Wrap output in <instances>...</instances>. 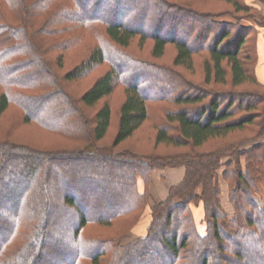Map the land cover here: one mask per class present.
<instances>
[{
  "label": "trees",
  "instance_id": "trees-1",
  "mask_svg": "<svg viewBox=\"0 0 264 264\" xmlns=\"http://www.w3.org/2000/svg\"><path fill=\"white\" fill-rule=\"evenodd\" d=\"M102 1L0 0V40L10 41L0 43V125L16 107L24 125L71 146L0 140V264H264V205L256 198L264 143L243 150L246 139L225 141L251 130L264 137V85L256 73V25L264 28V17L246 0H214L232 6L220 13L187 2L128 0L159 6L157 18L135 10L131 20L127 2L121 9L118 0L116 14L107 16L99 14ZM137 39L141 49L152 43L154 59L174 47V68L135 58L128 50ZM83 45L80 63L60 74L65 57ZM202 55L200 84L175 70L194 72ZM102 67L107 71L81 94L70 88ZM248 84L256 92L240 91ZM144 127L156 147L175 150L123 145ZM216 140L224 141L208 146ZM181 167L183 181L152 204V173ZM223 168L233 219L221 201ZM115 180L122 193L113 190ZM48 198L63 204V220L57 210L47 216ZM148 210L145 233L124 246ZM56 234H69L70 243L54 244ZM249 240L260 242L259 259L247 255Z\"/></svg>",
  "mask_w": 264,
  "mask_h": 264
},
{
  "label": "rangeland",
  "instance_id": "rangeland-1",
  "mask_svg": "<svg viewBox=\"0 0 264 264\" xmlns=\"http://www.w3.org/2000/svg\"><path fill=\"white\" fill-rule=\"evenodd\" d=\"M99 1V0H98ZM121 4L118 3V0H103L98 6H99V14L100 15H115L116 14V10L119 9L121 7H125L124 3L126 4L127 2V6L133 10V14H130V18L129 19H134L137 17V13H135V10H140L141 11V15L140 17L145 18L148 17L149 20H153L154 18H157L158 16V10H159V6L157 4H149V7L145 8L142 6H137L136 4L131 5V3L129 4L128 0H120ZM131 1V0H130ZM169 1H178L179 4L184 7L183 5H185V2L192 3V6L195 7L202 5L201 9L206 11L208 9H214L215 12L220 13V12H224L228 9H231L232 6L223 2V1H214V0H169ZM97 2V1H96ZM95 2V3H96ZM186 3V4H187ZM118 4H119V8H118ZM96 6V5H95ZM94 6V7H95ZM199 7V8H200ZM89 8V7H88ZM192 8V7H190ZM169 14H171L170 11H168ZM122 16L124 14H121ZM122 16H120V18H122ZM188 18V17H187ZM185 19V18H184ZM185 24L190 23V21L188 20H184ZM189 19V18H188ZM228 20L234 21L233 19L229 18ZM193 21H197L198 19H193ZM213 23L219 21V20H211ZM236 21V20H235ZM198 23H200L202 25V22L199 21ZM175 24V23H174ZM174 25H172L173 28ZM177 26L179 32V35H186L188 33V30L183 28L179 22H177L175 24V27ZM150 30V29H149ZM167 33L166 31H163V34ZM168 34V33H167ZM8 38V37H7ZM6 42L5 45H8L10 43L9 38L7 40H3ZM91 39H88L85 44L88 46H91ZM194 41V40H193ZM0 43H2V40H0ZM76 47L75 49H73L72 51L69 52V54L65 57V68L60 70V74H65L69 69L75 67L76 65H78L80 63L81 60V55L83 54V52L86 51L87 48H85V46L83 45L82 47ZM78 49V50H77ZM129 53H131L135 58L137 59H145L147 61H153L156 64L160 65V66H164V67H173V61L177 55V52L175 50L174 47L169 46L165 52L164 57H162L161 59H154L151 56V52H152V43H147L145 44V46L141 49L140 47V41L139 39L135 40L134 43L131 46V49L128 50ZM204 57L202 56H197L195 57V68H194V72H189L183 68L180 67H176L175 70L182 74H184L187 78L191 79L195 84H200L202 81H204V75H205V71H204V67H203V61H204ZM131 66V63H130ZM107 71L106 67H102L100 69L97 70L96 73H94L93 77L91 78H86L83 79L80 82H76L70 85V88L76 93V94H81L84 90H86L87 88L90 87V85L93 83L94 78L102 75L103 73H105ZM33 80V78H32ZM172 88V85L168 86L169 89V93L170 89ZM219 90L223 91L224 89H222L221 87H219ZM239 90V89H238ZM257 89H255L254 85L252 84H248L246 86H244V88H240V91L245 93V92H256ZM120 96L116 97L117 99ZM116 100L114 99L113 101L116 102ZM120 103V102H119ZM118 103V104H119ZM53 111V110H52ZM49 112V111H46ZM51 113V112H49ZM45 115V114H44ZM255 133L258 131V128L254 129ZM153 132V130H152ZM152 132L150 131V129H148L147 127L143 128V131L141 133L142 136H139V139L137 138L135 141V138L129 139L128 141H126L123 145L124 146H129V147H134L138 148V150L140 149L142 152H148L146 151V149H155L159 152H173L175 150V148L171 147V146H164V145H160V146H155L153 140H152ZM142 138V139H141ZM4 139H10L12 141H15L16 143L19 144H26V145H30V146H34V147H38L39 149H48L50 148V146H55L58 145L62 148H70V145H67L66 143L60 141L59 139L55 138L54 136L44 132L43 130H41L40 128L31 125H24L23 121H22V115L21 112L18 110V108L16 107H12V109L4 116L2 123L0 125V140H4ZM243 140L246 139L243 146L241 147V149L243 150H249L254 148L256 145L259 144H263L264 143V137L262 138H258L256 139L254 137V133L253 131H245L243 133L238 132L234 135H230L229 137L225 138V141L227 140ZM224 140H216L213 141L211 143L208 144L209 147L217 145L218 143L222 142ZM105 143H108L107 140L104 141ZM240 149V150H241ZM228 161H230V159H225L223 161L224 164H226ZM245 166V162L243 160L242 162ZM184 168V167H181ZM167 169H176V168H167ZM165 170V169H162ZM225 168L221 169L219 171V181H220V186H221V201H222V206L223 208L226 210V212L230 215V218H234L235 217V208H234V204L231 201V186L229 184L228 181H226L223 177V172H224ZM170 172L171 171H166V172H157L154 174L153 176V187H152V204L155 202H160L163 198V196L165 195L166 191H169V188L172 184V181H170ZM176 171H173V173ZM153 174V173H152ZM175 174V173H174ZM152 177V175H151ZM107 178H112L110 176H107ZM117 180H115V183L113 184V190L115 192H119L122 193V184H120V181L116 182ZM103 182V181H102ZM98 183H101V181H99ZM234 184V183H233ZM141 186L143 187V184H141ZM234 186V185H233ZM64 187L61 186L60 190L63 191ZM170 192V191H169ZM256 198L260 200V203L262 205H264V182H261L259 184V190H258V194L256 195ZM57 202H55V200L53 198H48L47 201V216H50V210H57V212H59V214L61 215V208L63 206V204H56ZM8 207V206H7ZM8 208H12V207H8ZM202 214L201 211L196 210V216L198 218V220L201 219L200 215ZM150 217H151V212L150 210H148L146 212V214L143 216V218L140 220V223L138 225V227L129 234L128 238L123 240L122 243L125 246L126 244L136 240L140 235L145 233V229L146 226L148 225L149 221H150ZM60 218L63 220L64 217L61 215ZM74 217L70 218V223L73 222ZM53 220V219H52ZM94 230H99V229H95ZM94 230H91L92 232ZM63 232V230H62ZM60 241H66L67 243H70L69 240V234L66 236L64 234H56V241L54 242V244H56L57 242ZM249 242L252 244L250 247L248 246V251H247V255L249 256H255L256 259L258 258V255H260V242H256V243H252V240H249ZM247 244V243H246ZM118 245V244H117ZM51 246V245H50ZM241 246H247L245 245V243H243L242 245L238 246L239 248ZM262 246V245H261ZM92 248V247H91ZM211 253H216V250L214 249V247H209ZM153 261V260H152ZM155 261V259H154ZM153 261V262H154ZM198 263V261H197ZM149 264V262L147 263Z\"/></svg>",
  "mask_w": 264,
  "mask_h": 264
},
{
  "label": "crops",
  "instance_id": "crops-1",
  "mask_svg": "<svg viewBox=\"0 0 264 264\" xmlns=\"http://www.w3.org/2000/svg\"><path fill=\"white\" fill-rule=\"evenodd\" d=\"M247 4L255 7L258 9L259 14L264 17V2L260 0H246ZM253 26H255L254 22H252ZM256 54H257V66H256V73H257V78L261 84L264 85V28L258 25H256ZM166 171H171L170 172V181H172V184L169 188V191L172 187L180 184L186 174V169L185 168H176V169H165V170H155L152 174L151 181H150V190L152 193V187H153V176L157 172H166ZM173 171H176L173 173ZM169 191H166L165 195L163 196L162 200L160 202L165 201L168 196H169ZM153 195V193H152Z\"/></svg>",
  "mask_w": 264,
  "mask_h": 264
}]
</instances>
